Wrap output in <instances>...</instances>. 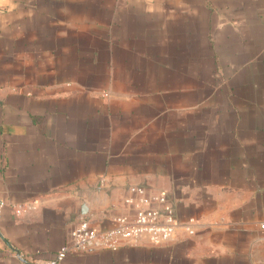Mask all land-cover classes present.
Segmentation results:
<instances>
[{"label":"crops","instance_id":"crops-1","mask_svg":"<svg viewBox=\"0 0 264 264\" xmlns=\"http://www.w3.org/2000/svg\"><path fill=\"white\" fill-rule=\"evenodd\" d=\"M132 186L173 237L60 264H264V0H0V264L131 219Z\"/></svg>","mask_w":264,"mask_h":264},{"label":"built area","instance_id":"built-area-1","mask_svg":"<svg viewBox=\"0 0 264 264\" xmlns=\"http://www.w3.org/2000/svg\"><path fill=\"white\" fill-rule=\"evenodd\" d=\"M133 195L126 198V203L133 207L131 219L118 216L115 225L106 229L93 228L87 219H79L66 233L64 244L53 258L42 264H60L69 253H81L94 248H115L120 240L147 237L152 243L170 240L179 225L174 206L163 191L149 192L140 186H132ZM4 202L0 199V215ZM264 226V223L261 224ZM188 232L191 229L187 227Z\"/></svg>","mask_w":264,"mask_h":264}]
</instances>
